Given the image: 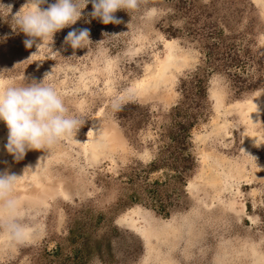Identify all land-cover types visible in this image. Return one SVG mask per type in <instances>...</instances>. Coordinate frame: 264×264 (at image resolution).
<instances>
[{
  "label": "rangeland",
  "instance_id": "1",
  "mask_svg": "<svg viewBox=\"0 0 264 264\" xmlns=\"http://www.w3.org/2000/svg\"><path fill=\"white\" fill-rule=\"evenodd\" d=\"M26 3L0 0V82L44 79L82 125L16 161L0 121L17 176L0 264H264V0H146L119 24L88 3L38 48L14 30ZM73 28L86 48L64 44Z\"/></svg>",
  "mask_w": 264,
  "mask_h": 264
},
{
  "label": "clouds",
  "instance_id": "2",
  "mask_svg": "<svg viewBox=\"0 0 264 264\" xmlns=\"http://www.w3.org/2000/svg\"><path fill=\"white\" fill-rule=\"evenodd\" d=\"M91 3L92 11L87 14L103 24H119L121 20L114 15L118 10L129 13L138 9L146 0H27V3L12 18L15 31L25 34L26 48L34 44L49 46L56 32L75 24L82 17V9ZM47 4L44 8L42 5ZM26 10H23L25 9ZM11 9V6H9ZM10 12V10H9ZM8 12V13H9ZM90 23L89 19L85 20ZM88 28H73L64 38V44L73 50L86 48L91 42ZM21 84L0 82V121L7 128V142L4 148L14 160H22L29 150H49L80 128L81 121L75 114H69L63 94L53 84L43 80ZM123 97L113 101L112 107L119 110ZM17 176L7 170L0 172V200L9 210L15 201L9 198ZM13 239L22 241L23 231L19 225L9 226Z\"/></svg>",
  "mask_w": 264,
  "mask_h": 264
},
{
  "label": "bare ground",
  "instance_id": "3",
  "mask_svg": "<svg viewBox=\"0 0 264 264\" xmlns=\"http://www.w3.org/2000/svg\"><path fill=\"white\" fill-rule=\"evenodd\" d=\"M164 62V61H163ZM162 62V64H161V74H160V76L166 71V69H167V67L169 66V64L171 63L170 62V58L168 57L166 60H165V62L163 63ZM258 108H259V106H257L256 104H253V105H251V107H249V109H248V111H249V114H250V118H248V121L251 123V122H253L252 121V119L254 118V114H255V112H257L258 111ZM2 125L3 126H5V124H4V122H2ZM219 128H220V126H218ZM251 136H252V138L255 136L256 137V135L254 134V133H251ZM254 137V138H255ZM255 140V139H254ZM256 141V140H255ZM97 145H95V146H92L93 148L91 149H89V151L91 152V154L93 155H97L98 154V149H100V143H96ZM257 144V143H256ZM35 152V151H34ZM33 152V153H34ZM36 153V152H35ZM35 156V155H34Z\"/></svg>",
  "mask_w": 264,
  "mask_h": 264
}]
</instances>
